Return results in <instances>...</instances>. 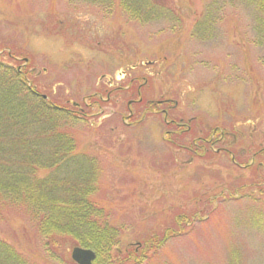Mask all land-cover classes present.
I'll return each mask as SVG.
<instances>
[{"label":"rangeland","instance_id":"374dc122","mask_svg":"<svg viewBox=\"0 0 264 264\" xmlns=\"http://www.w3.org/2000/svg\"><path fill=\"white\" fill-rule=\"evenodd\" d=\"M168 2L174 22L140 25L81 2L0 0L2 62L61 106L90 107L73 131L101 170L95 199L122 207V248L207 215L158 263L264 264V33L246 0ZM20 219L7 214L4 238Z\"/></svg>","mask_w":264,"mask_h":264},{"label":"trees","instance_id":"16d2710c","mask_svg":"<svg viewBox=\"0 0 264 264\" xmlns=\"http://www.w3.org/2000/svg\"><path fill=\"white\" fill-rule=\"evenodd\" d=\"M64 1L97 7L106 17L117 9L140 25L177 18L168 0ZM246 1L254 9L259 32L264 33V0ZM200 22L196 25L204 27ZM1 58L2 54L0 223L10 212L23 223L18 232L9 235L14 240L4 238L0 229V264H69L65 256L69 246L93 251V264H166L157 260L163 246L180 238L191 224L202 223L207 215L191 217L189 225L186 217L177 215L173 226L147 235L134 247L122 248L126 230L122 207L95 199L101 170L93 156L79 151L73 131L75 125L86 121L90 107L81 110L77 104L66 107L47 96L44 99L26 73ZM91 100L90 105L100 102ZM222 136L216 131L201 142L212 146ZM206 150L211 151L208 146ZM29 234L35 239H29Z\"/></svg>","mask_w":264,"mask_h":264},{"label":"water","instance_id":"95a60500","mask_svg":"<svg viewBox=\"0 0 264 264\" xmlns=\"http://www.w3.org/2000/svg\"><path fill=\"white\" fill-rule=\"evenodd\" d=\"M45 99V96H43ZM70 259L74 264H93L95 253L89 249L74 247L70 253Z\"/></svg>","mask_w":264,"mask_h":264}]
</instances>
